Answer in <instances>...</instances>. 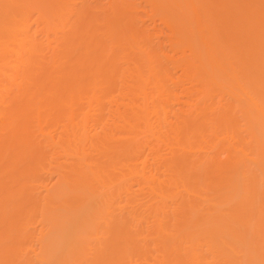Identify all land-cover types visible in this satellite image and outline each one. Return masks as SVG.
Wrapping results in <instances>:
<instances>
[{
  "label": "bare ground",
  "instance_id": "6f19581e",
  "mask_svg": "<svg viewBox=\"0 0 264 264\" xmlns=\"http://www.w3.org/2000/svg\"><path fill=\"white\" fill-rule=\"evenodd\" d=\"M101 1L0 0V264H264V17L144 0L203 92L167 122L137 1Z\"/></svg>",
  "mask_w": 264,
  "mask_h": 264
},
{
  "label": "rangeland",
  "instance_id": "374dc122",
  "mask_svg": "<svg viewBox=\"0 0 264 264\" xmlns=\"http://www.w3.org/2000/svg\"><path fill=\"white\" fill-rule=\"evenodd\" d=\"M103 1V0H102ZM101 1V5H107V3H106V1L107 0H105V1H103L102 2ZM137 2H136V4H133V9H135V13H133L134 14V16L135 17H133L134 19H133V24H135V25H137V27H135L136 29L138 28V29H140L141 28V30L139 31V34H141V33H143V31H145V33H147L146 35H147V37H149V41H151V39H152V41H153V47H154V45H156V49H158V53H160V55L162 56V57H160V58H162L161 60L163 61L164 60V62L163 63H166L165 64V68L167 67V69H166V71L168 70L169 72H167L168 73V76L170 77H167L166 78V81H164V83L165 84H167L165 87H167L168 89H166V88H164L165 89V91L166 90H168L167 92H171V95H169V100L170 101H167L168 102V104H166L168 107H167V111L170 109V111H168L167 112V119H168V121L167 122H170L171 121V119H172V121L175 119L174 118V116H175V114H176V111L178 110V113H180V114H183V115H187V117H189L188 116V114H186L188 111L187 110H191V109H193V107L192 106H194L195 104H196V102H199L200 101V97L202 98L203 97V92H202V89L200 88V85H199V83L197 82V80L198 79H196V80H194L195 78H191V75L186 71V72H184L182 69L184 68V67H182V65H181V63H180V61H179V63L177 62L178 60V58L179 57H181V56H183V55H185V57H188V52L187 51H185V53H183V55L180 53V51H177L176 50V48H175V46H174V39H172V37H171V32H169L170 30H169V28L165 25V24H163L162 22H161V20L159 19V16L158 15H154V13L152 12L153 10L150 8L151 7V5L148 3V2H144V0L142 1V0H136ZM221 1V0H220ZM233 2V0H223V2H225L224 3V6H223V10H221L222 9V7L220 6H217V7H215L213 10H212V14H213V17L214 18H227V16L228 15H231L232 14V10L236 7L237 8V5H235V4H240V6H241V8H243V9H241L242 11H237L236 10V8H235V10H234V12L236 11L237 13L239 12V15H241L243 12H251L250 14L252 15V13H253V15H254V12H255V16H258L259 14V16H261V17H264V12H262V11H264V8H262V7H264V6H262V5H264V4H261V6H260V3H256V2H253V3H256V5L255 4H251V2H248V3H246V1L245 0H234V2H235V4H228L229 2ZM241 1V2H240ZM134 2H135V0H134ZM223 2L221 1V3H222V5H223ZM226 2H228L227 3V5H226ZM242 2H245V3H242ZM106 3V4H105ZM245 4H248L247 6L248 7H246V5ZM250 4V5H249ZM255 5V6H254ZM227 6V7H226ZM234 6V7H233ZM254 6V7H253ZM103 7V6H102ZM229 7V8H228ZM232 7H233V9H232ZM103 9V8H102ZM105 11H106V6H105ZM103 9V10H104ZM144 9V10H143ZM229 9H231V10H229ZM100 10H101V8H100ZM103 10H101V11H103ZM247 10V11H246ZM228 11L229 12H231V14H227L228 13ZM134 12V11H133ZM235 12V13H236ZM248 12V13H249ZM261 12V13H260ZM101 13H103L104 14V11L103 12H101ZM225 13V14H224ZM257 13H259V14H257ZM215 14V15H214ZM219 14H220V17H219ZM140 15V16H139ZM218 15V16H217ZM226 16V17H224V16ZM158 16V17H157ZM144 22V23H143ZM154 22V23H153ZM139 24V25H138ZM34 26H35V24H33ZM134 25V26H135ZM143 28V29H142ZM146 28V29H145ZM136 32H137V30H135ZM146 31H148V32H146ZM224 33V34H223ZM143 35H144V37H143ZM219 35H221V37L222 38H225V32H223V30H222V32H220V34ZM39 37L41 36L40 34L38 35ZM139 36H141V35H139ZM146 37V38H147ZM142 38H145V34L143 33L142 34ZM145 38V39H146ZM169 38V39H168ZM144 39V40H145ZM171 40V41H170ZM157 42V43H155V42ZM146 42V41H145ZM146 44V46H148V44H149V42H148V44L147 43H145ZM150 44H151V42H150ZM152 45H149V47L150 46H152ZM161 48H160V47ZM174 46V47H173ZM152 48V47H151ZM151 48H149V49H151ZM162 48H163V50H162ZM154 49H155V47L153 48V50L152 51H154ZM157 51V50H156ZM155 51V52H156ZM160 51V52H159ZM158 53L156 54V53H154L157 57H159L160 55H158ZM159 58V59H160ZM183 58V57H182ZM165 60H166V62H165ZM168 62V63H167ZM169 68V69H168ZM169 78V79H168ZM169 81V82H168ZM185 85V86H184ZM163 86V87H164ZM191 89V90H190ZM154 90H155V88H154ZM154 90L152 91L153 92V95H154ZM174 90V91H173ZM195 90V91H194ZM173 91V92H172ZM156 92H157V90H156ZM155 92V93H156ZM175 93V94H174ZM170 94V93H169ZM186 94V95H185ZM188 94V95H187ZM201 94V95H200ZM213 94H215L216 96H220V97H216L215 95H213V97H212V99H213V101L212 102H215L214 103V108L212 107L211 108V111L212 110H216V107L218 106V103H219V101L217 100V98L219 99H221V101L224 103V100H222V98L223 99H225L226 97L225 96H222V98H221V95L220 94H218V93H213ZM156 95V94H155ZM154 95V96H155ZM171 96H172V98H171ZM200 96V97H199ZM197 98V99H196ZM208 98V97H207ZM141 99H138L137 100V103L140 101ZM168 100V99H167ZM191 101V102H190ZM213 104V103H212ZM188 105H189V107H188ZM221 105H222V103H221ZM169 106H170V108H169ZM196 107V106H195ZM194 107V108H195ZM179 108V109H178ZM173 109V112L175 113H173V112H171V110ZM181 109H182V113H181ZM187 109V110H186ZM165 110V111H166ZM180 110V111H179ZM214 110V111H215ZM210 111V112H211ZM185 112V113H184ZM208 112H209V109H208ZM207 112V113H208ZM209 112V113H210ZM162 113H164V112H162ZM177 113V115H180V114H178ZM213 113V112H212ZM170 114V115H169ZM174 114V115H173ZM169 115V116H168ZM172 115V116H171ZM211 115V113L209 114V116ZM182 116V115H181ZM176 117V116H175ZM184 117V116H183ZM201 117V116H200ZM212 117V116H211ZM177 118H179V117H177ZM177 118L175 119L176 121H177ZM182 117H180V120H182L181 119ZM186 118V117H185ZM167 119H164V121H163V124L165 125V124H168V123H166L165 122V120H167ZM170 119V120H169ZM174 120V121H175ZM173 121V122H174ZM175 121V122H176ZM166 126H168V125H166ZM169 127V126H168ZM166 128V127H165ZM168 133V135H169V131L167 132ZM140 135H143V134H140ZM139 135V136H140ZM170 135H171V133H170ZM169 135V136H170ZM138 136V137H139ZM165 136V135H164ZM169 136H167V138L169 139ZM142 137V136H141ZM140 137V138H141ZM144 138V137H143ZM172 138H173V136H171V139L169 140V143H170V141L172 140ZM164 139L166 140V137H164ZM140 140V139H139ZM143 140V139H142ZM142 140H140V141H142ZM173 141V140H172ZM171 141V142H172ZM217 141V140H216ZM215 141V142H216ZM157 144H155V145H158V148H159V144H158V142H156ZM159 143H161L160 145H162V143L163 142H159ZM218 143V142H217ZM219 144V143H218ZM166 145H168V144H166ZM163 146V145H162ZM161 146V147H162ZM170 146V145H169ZM160 147V148H161ZM166 147V146H165ZM206 148H207V146H205ZM163 148H164V146H163ZM168 148V147H167ZM206 148L204 149L205 151H209V148L206 150ZM165 149V148H164ZM163 150V149H162ZM166 151H164L163 150V153L162 152H160V153H162L163 155L165 154V153H168V149H165ZM172 151H175V150H173V149H171ZM171 150H169V151H171ZM196 150V149H195ZM197 150H199V149H197ZM203 149H200L199 151H202ZM161 151V150H160ZM224 150H220V152H219V157L220 158H222L223 160H224V157L226 156V152L224 151ZM180 152H182L181 154L183 155V153L185 154V150H181ZM192 152V151H191ZM190 152V153H191ZM195 151L193 150V153H194ZM198 152V151H197ZM197 152H196V154H197ZM203 152V153H202ZM201 153H202V155L204 154V151H202ZM223 152V153H222ZM175 153V152H174ZM189 153V152H188ZM187 153V154H188ZM192 153V154H193ZM206 153V152H205ZM170 154V153H169ZM178 154H180L179 152H178ZM196 154H194V156L196 155ZM222 154L224 155L225 154V156L224 157H222ZM176 155V154H175ZM198 155H200V154H198ZM198 155H196V156H198ZM165 156H167L168 157V154L167 155H165ZM170 156V155H169ZM181 156V155H180ZM184 156V155H183ZM220 158H219V160H220ZM226 158V157H225ZM55 181V176L53 177V176H51V178H50V180L48 179V181H46V182H48L49 183V185H50V182L49 181H51V183L52 182H54ZM136 184V183H135ZM136 186H137V184H136ZM135 185H134V187H135V190L137 191L138 189H139V186H137L136 187ZM136 188H138V189H136ZM136 193H140V191L139 192H136ZM143 193V192H142ZM140 195H141V193H140ZM143 195V194H142ZM141 195V196H142ZM138 199L139 200H142V199H146V198H142V199H140V196L138 195ZM142 197H145V194L142 196ZM145 201V200H144ZM142 202V201H141Z\"/></svg>",
  "mask_w": 264,
  "mask_h": 264
}]
</instances>
